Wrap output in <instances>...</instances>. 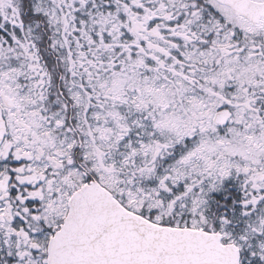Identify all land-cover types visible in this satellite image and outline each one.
Segmentation results:
<instances>
[{
  "label": "snow or ice",
  "instance_id": "snow-or-ice-1",
  "mask_svg": "<svg viewBox=\"0 0 264 264\" xmlns=\"http://www.w3.org/2000/svg\"><path fill=\"white\" fill-rule=\"evenodd\" d=\"M0 264H264V0H0Z\"/></svg>",
  "mask_w": 264,
  "mask_h": 264
}]
</instances>
